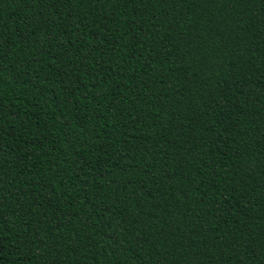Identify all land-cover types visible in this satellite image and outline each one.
I'll use <instances>...</instances> for the list:
<instances>
[{"label":"trees","instance_id":"1","mask_svg":"<svg viewBox=\"0 0 264 264\" xmlns=\"http://www.w3.org/2000/svg\"><path fill=\"white\" fill-rule=\"evenodd\" d=\"M0 264H264V0H0Z\"/></svg>","mask_w":264,"mask_h":264}]
</instances>
